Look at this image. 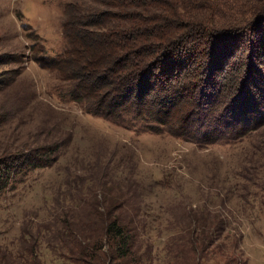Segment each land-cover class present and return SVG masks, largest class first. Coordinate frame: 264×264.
<instances>
[{
  "label": "trees",
  "instance_id": "16d2710c",
  "mask_svg": "<svg viewBox=\"0 0 264 264\" xmlns=\"http://www.w3.org/2000/svg\"><path fill=\"white\" fill-rule=\"evenodd\" d=\"M92 3L86 14L79 12L76 0L65 3L64 47L52 57L44 53L34 58L40 68L57 73V95L87 115L135 134H165L204 149L246 145L256 156L225 178L240 181L227 196L245 203L247 222L264 221V105L256 103L264 96V0ZM146 90L151 94H143ZM249 99L256 109L244 118L237 105H246L248 113ZM38 153L39 160L0 152V206L17 195L29 173L52 168L61 158L59 147L46 146ZM65 175L63 188L50 198L52 206L46 204L49 221L42 224L24 216L15 241L0 244V264H43L42 246L59 264L154 260V245L142 242L150 208L139 182L135 190L127 179L119 183L113 190L118 191L115 201L99 195L111 190L96 191L99 179ZM123 187L125 197L120 195ZM223 205L210 213L184 207V217L192 213L194 218L188 225L193 259L198 255L200 261L215 246L224 248L219 216ZM77 210L87 211L86 229L74 223ZM112 210L119 214L114 216Z\"/></svg>",
  "mask_w": 264,
  "mask_h": 264
},
{
  "label": "rangeland",
  "instance_id": "374dc122",
  "mask_svg": "<svg viewBox=\"0 0 264 264\" xmlns=\"http://www.w3.org/2000/svg\"><path fill=\"white\" fill-rule=\"evenodd\" d=\"M74 1L0 0V152L39 160L41 148L59 147L61 151L52 168L29 173L17 195L0 206V244L15 241L26 215L25 219L38 218L42 224L49 221L45 208L52 206L50 198L63 188L60 183L67 174L99 179L96 191L111 190L99 195L115 201L118 191L113 190L126 179L133 190L136 182L143 186L150 213L144 221L148 229L142 242L154 245V260L143 264H264V221L247 222L242 213H246L245 203L227 196V190L240 181L225 182V178L237 174L246 160L256 156L246 145L204 149L165 134H135L87 115L78 104L57 95L61 86L57 73L40 68L34 58L44 53L52 57L64 47L62 8ZM76 1L81 14L91 12L92 0ZM257 101L264 105V96ZM247 102L251 103L248 113L246 105H237L244 118L256 109L250 99ZM119 173L123 177L118 178ZM125 188L122 197L127 196ZM220 202L224 204L219 210L224 230L220 242L225 246L213 247L200 261L198 255L193 259L188 225L194 218L192 213L184 217V207L210 213L217 211ZM112 214L119 213L112 210ZM73 215L74 223L86 229L87 211ZM40 259L43 264H59L44 246Z\"/></svg>",
  "mask_w": 264,
  "mask_h": 264
}]
</instances>
